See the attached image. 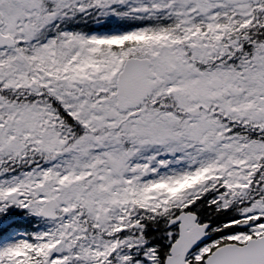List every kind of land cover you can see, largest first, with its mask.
<instances>
[{"label": "snow or ice", "instance_id": "obj_1", "mask_svg": "<svg viewBox=\"0 0 264 264\" xmlns=\"http://www.w3.org/2000/svg\"><path fill=\"white\" fill-rule=\"evenodd\" d=\"M0 264H264V0H0Z\"/></svg>", "mask_w": 264, "mask_h": 264}]
</instances>
